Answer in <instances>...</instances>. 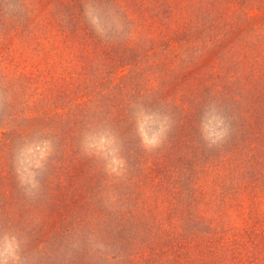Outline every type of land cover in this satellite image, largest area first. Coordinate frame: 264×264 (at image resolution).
<instances>
[{
	"label": "rangeland",
	"instance_id": "1",
	"mask_svg": "<svg viewBox=\"0 0 264 264\" xmlns=\"http://www.w3.org/2000/svg\"><path fill=\"white\" fill-rule=\"evenodd\" d=\"M212 99L233 130L209 149ZM141 102L175 124L151 152ZM101 135L121 146V178L88 147ZM37 148L29 198L19 175ZM4 233L18 264H264V0H0Z\"/></svg>",
	"mask_w": 264,
	"mask_h": 264
},
{
	"label": "clouds",
	"instance_id": "2",
	"mask_svg": "<svg viewBox=\"0 0 264 264\" xmlns=\"http://www.w3.org/2000/svg\"><path fill=\"white\" fill-rule=\"evenodd\" d=\"M85 16L90 19V23L95 27L96 19L91 15V11L86 6ZM98 34H102L97 28ZM137 133L141 146L147 151H154L162 148L169 140V134L175 126L174 121L169 114L149 108L141 102L135 109ZM198 130L206 147L209 149L219 147L230 137L232 132V123L225 109L214 99L207 101L203 106ZM88 147L97 150H103L108 157L107 170L110 175L121 178L127 171V161L120 155L121 146L116 140L107 135L99 137H88ZM39 157L34 163H29L23 168L19 175L20 186L24 188L25 195L29 198H35L40 191V183L36 179V171L39 169L40 160L44 158L43 149L37 148ZM34 154V149L28 147L24 150L25 157ZM21 241L16 235L4 233L0 236V264H18L20 260ZM103 247V245H98Z\"/></svg>",
	"mask_w": 264,
	"mask_h": 264
}]
</instances>
